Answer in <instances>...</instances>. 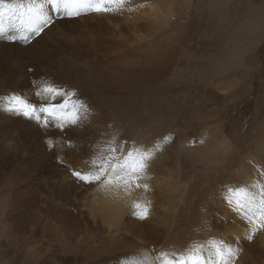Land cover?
<instances>
[{
    "label": "rangeland",
    "instance_id": "obj_1",
    "mask_svg": "<svg viewBox=\"0 0 264 264\" xmlns=\"http://www.w3.org/2000/svg\"><path fill=\"white\" fill-rule=\"evenodd\" d=\"M141 2L156 5L155 17L131 23L128 3L114 4L106 17L56 18L27 43L16 28L6 33L14 42L0 36V264H160V251L175 258L194 246L208 257L225 189L264 181V0ZM44 84L77 90L91 122L65 131L47 117L45 128L6 109L12 95L47 102L35 95ZM113 132L153 158L138 197L149 218L110 227L106 213H92L103 187L72 172L87 171L94 145ZM57 205L72 225L58 221ZM244 237V257L264 264V230Z\"/></svg>",
    "mask_w": 264,
    "mask_h": 264
},
{
    "label": "snow or ice",
    "instance_id": "obj_2",
    "mask_svg": "<svg viewBox=\"0 0 264 264\" xmlns=\"http://www.w3.org/2000/svg\"><path fill=\"white\" fill-rule=\"evenodd\" d=\"M127 3L128 0H0V36L14 42L17 37L6 33L9 27L16 28L20 30V39L27 43L52 26L56 18H74L87 12H114L116 9L110 5L123 7ZM35 95L46 98L47 102L37 106L20 95H12L5 98V107L25 118L37 122L43 120L45 128L49 123L47 117H51L59 122L57 127L65 131L90 123V118L94 115L92 105L80 99L77 90L68 93L51 84H44L42 88L38 86ZM57 97L63 98L62 103L52 102ZM101 135L107 136L108 133L102 132ZM49 146L51 147V141ZM94 147L95 153L90 158L91 167L87 171L73 170L75 179L84 184L122 189L129 196L136 189L148 190L149 185L141 181L146 178L149 162L153 158L152 150L129 144L127 140H121L115 132L103 145L97 142ZM260 174L264 175V169H261ZM253 188L254 191L248 192L239 186H229L225 189L228 195L223 197L229 207L234 208L241 215V220L247 223L248 230L244 237L247 241H252L259 231L264 230V181L253 184ZM132 209L130 214L134 218L141 221L149 218L148 204L133 202ZM233 244L235 241H214V252L208 257L201 254L202 246H194L187 254L181 253L175 258L160 251V264H234L241 248L238 245L233 247ZM122 264H149V261L125 258Z\"/></svg>",
    "mask_w": 264,
    "mask_h": 264
},
{
    "label": "bare ground",
    "instance_id": "obj_3",
    "mask_svg": "<svg viewBox=\"0 0 264 264\" xmlns=\"http://www.w3.org/2000/svg\"><path fill=\"white\" fill-rule=\"evenodd\" d=\"M135 1H137L136 3H133L132 5H130V3H128L127 5V8H126V11H127V14L128 15H126L124 18L125 19H127L128 21H130L131 23H133L134 21H137V20H141V19H147L148 20V18L150 17V15H152L151 17H155V9H156V5H152V4H150V5H148V8H145V7H143V3L141 2L142 0H135ZM128 2H129V0H128ZM131 2V1H130ZM113 5H110V7H112ZM114 9H116V11H118L119 10V7L117 6V7H115ZM156 11H157V9H156ZM98 14H104L105 15V17L107 16V14L108 13H98ZM91 16H92V14H91ZM101 17V16H100ZM68 20H66V22H67ZM91 21V20H90ZM69 22H70V20H69ZM82 22H84V21H82ZM81 22V23H82ZM86 23V22H85ZM136 23H138V22H136ZM84 24V23H83ZM71 25H73V24H71ZM83 27V26H82ZM144 27V26H143ZM143 27H142V29H143ZM71 28V27H70ZM74 29V28H73ZM48 30V29H47ZM51 30V29H50ZM66 30H68V29H66ZM80 30V29H79ZM78 30V31H79ZM84 30V29H83ZM74 31V30H73ZM134 31L136 32L137 31V28H134ZM66 32V31H65ZM77 32V31H76ZM120 32V29L118 30L117 29V27H116V33H119ZM46 33V32H45ZM49 33V32H48ZM59 33V32H58ZM79 33H80V31H79ZM62 34H64V33H62ZM74 34H75V32H74ZM44 35H46V34H44ZM50 35V34H49ZM49 35L47 34V36L49 37ZM60 35V34H59ZM51 36V35H50ZM60 36H62V35H60ZM75 36V35H74ZM44 37H46V36H44ZM47 39V38H46ZM53 39V38H52ZM56 39V38H55ZM59 42V41H58ZM47 44V43H46ZM45 44V45H46ZM86 44V43H85ZM84 44V45H85ZM63 45V44H62ZM61 45V46H62ZM47 46V45H46ZM54 45H52V47H53ZM55 48V47H54ZM67 52V51H66ZM68 53V52H67ZM71 53V52H70ZM74 54H75V52H74ZM79 54V53H78ZM70 56V55H69ZM74 56V55H73ZM225 148H226V146H225ZM29 150V146H27V148H26V150ZM23 150V149H22ZM222 150V149H221ZM25 151V150H24ZM222 152V151H221ZM224 152V151H223ZM14 157V156H13ZM12 157V158H13ZM14 160V159H13ZM16 162V161H15ZM5 164V163H4ZM2 166V165H1ZM4 168V167H3ZM165 169V168H164ZM257 170V169H256ZM149 174V173H148ZM252 175H253V173H252ZM258 175V174H257ZM154 177V176H153ZM251 177V176H250ZM148 178V177H147ZM252 179H254V177H252ZM162 181V180H161ZM56 183V182H55ZM70 184V183H69ZM76 186V185H75ZM144 191V189H136L130 196L129 195H126L125 193H124V191L122 190V189H117V188H115V187H109V188H104L103 187V192H102V196H101V199L100 200H97L96 202V204L94 205V208H92V213H93V215L97 212V213H106V215H108V218H109V220H110V222H109V220H107L108 222H105L106 224H108V225H110V227H111V223L112 222H120V223H122V220L124 219V217H127L132 211H133V209H132V204H133V202H138V197L140 196V194L142 193ZM150 191V190H149ZM245 191H248V192H251V190H250V188H247ZM148 192V191H147ZM58 194V193H57ZM221 194V193H220ZM151 195V194H150ZM228 195V194H227ZM150 197V196H149ZM68 198V197H67ZM223 198V197H222ZM155 199V198H154ZM150 200V199H149ZM92 202H94V201H92ZM140 202V201H139ZM143 202V201H142ZM144 202H146V201H144ZM143 202V203H144ZM92 204H94V203H92ZM142 204V203H141ZM148 204V203H147ZM161 205V204H160ZM72 206V205H71ZM66 208H67V206L65 205V206H62V207H60V206H58L57 205V210H55L53 207H52V209H53V212L56 214V216H57V218H58V221L60 222V223H72V217H74L73 215V213H71V212H69V214H67L68 212H67V210H66ZM71 208V207H70ZM69 208V209H70ZM51 209V208H50ZM164 209V208H163ZM218 210H220V212H222V211H224V213H225V215L223 216V223L222 224H220L219 226L217 225L216 226V230H214V231H216V232H214L215 233V237H217L216 239L217 240H213L212 239V241L214 242V241H225V242H227V243H232L233 241H235V244H233V245H238L240 248H241V251H240V253H239V255L236 257V259H235V262H234V264H253V262L250 260V258H245L244 257V254H245V252H244V254H243V251H244V247L248 244V243H246V244H242V242L239 240V239H241L242 240V238H240L241 236H245L246 235V233H247V230H248V225H247V223L246 222H244V221H242L241 220V215H238L237 213H236V211H235V209L234 208H231V207H229V205L226 203V201H225V203L222 205V207L221 208H218ZM52 212V211H51ZM218 212V211H217ZM151 213V212H150ZM105 215V216H106ZM55 216V217H56ZM11 217H14V216H11ZM129 217V216H128ZM155 217V216H154ZM10 218V217H9ZM56 218V219H57ZM96 218V217H95ZM55 219V218H54ZM104 219H105V217H104ZM130 219H131V217H130ZM128 220V219H127ZM133 221V220H132ZM218 221V220H217ZM216 221V222H217ZM222 221V220H221ZM127 222V221H126ZM120 223H117L118 225L120 224ZM125 223V222H124ZM73 224V223H72ZM71 224V225H72ZM85 224V223H84ZM89 224V223H88ZM139 224H141V223H139ZM113 225V224H112ZM114 225H116V224H114ZM113 225V226H114ZM117 225V226H118ZM122 225V224H121ZM74 227V226H73ZM132 228V227H131ZM118 229H119V227H118ZM215 229V228H214ZM212 230H213V228H212ZM117 231V230H116ZM263 231V230H262ZM262 231H259L258 232V235L259 236H261V233H262ZM200 233V232H199ZM4 235V234H3ZM111 237V236H110ZM259 238H261V237H259ZM162 240V239H161ZM209 240H210V238H209ZM257 241V240H256ZM255 241V242H256ZM184 242V241H183ZM213 242H211V244H209V246L210 247H212V243ZM248 242V241H247ZM258 242V241H257ZM263 242H264V239H263ZM245 245V246H244ZM255 245V244H254ZM235 246H233V247H235ZM249 246H250V244L247 246V248H249ZM257 246H259L260 247V245H257ZM262 247H263V243H262V245H261ZM190 247V246H189ZM203 247V246H202ZM251 247V246H250ZM256 248V247H255ZM254 248V249H255ZM253 249V250H254ZM258 249V248H257ZM257 249H255V250H257ZM260 249V248H259ZM189 250V249H188ZM164 251V250H163ZM209 251V250H208ZM246 251V250H245ZM173 252V251H172ZM211 253H210V255H212L213 254V252H214V249L212 248V251H210ZM247 252V251H246ZM256 252V251H255ZM260 252V251H259ZM98 253V252H97ZM264 253V252H263ZM263 253H261V254H263ZM102 254V253H101ZM205 254H207V253H205ZM85 255V254H84ZM79 256V255H78ZM86 256V255H85ZM118 256V255H117ZM205 256V255H204ZM254 256H255V258L258 256V253L256 252L255 254H254ZM260 257V256H259ZM98 258V257H97ZM254 258V259H255ZM71 259H72V257H71ZM70 260V259H69ZM80 260V259H79ZM97 259H95V261H96ZM101 260V259H100ZM120 260V259H119ZM257 260V259H256ZM255 260V261H256ZM74 261V259H72V262ZM76 261H78V260H76ZM264 261V260H263ZM67 262H70L71 263V261H67ZM63 263V262H62ZM78 263V262H77ZM259 263V262H258ZM257 263V264H258ZM65 264V263H64ZM68 264V263H67ZM73 264V263H72ZM107 264V263H106ZM111 264H114V263H111Z\"/></svg>",
    "mask_w": 264,
    "mask_h": 264
}]
</instances>
